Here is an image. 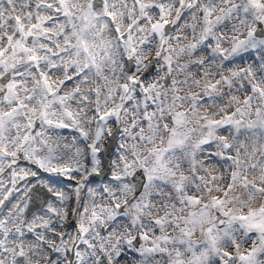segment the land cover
<instances>
[{
	"label": "snow or ice",
	"instance_id": "snow-or-ice-1",
	"mask_svg": "<svg viewBox=\"0 0 264 264\" xmlns=\"http://www.w3.org/2000/svg\"><path fill=\"white\" fill-rule=\"evenodd\" d=\"M0 264H264V0H0Z\"/></svg>",
	"mask_w": 264,
	"mask_h": 264
}]
</instances>
